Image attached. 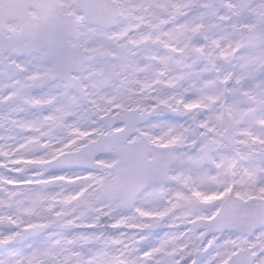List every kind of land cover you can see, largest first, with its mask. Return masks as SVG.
Listing matches in <instances>:
<instances>
[{"label": "snow or ice", "instance_id": "6c2138e0", "mask_svg": "<svg viewBox=\"0 0 264 264\" xmlns=\"http://www.w3.org/2000/svg\"><path fill=\"white\" fill-rule=\"evenodd\" d=\"M0 264H264V0H0Z\"/></svg>", "mask_w": 264, "mask_h": 264}]
</instances>
